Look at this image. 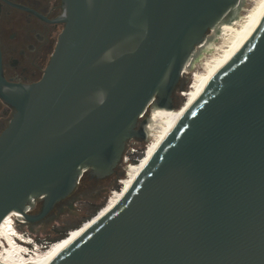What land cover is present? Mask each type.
<instances>
[{"label":"water","instance_id":"water-1","mask_svg":"<svg viewBox=\"0 0 264 264\" xmlns=\"http://www.w3.org/2000/svg\"><path fill=\"white\" fill-rule=\"evenodd\" d=\"M63 3L41 79L2 95L0 223L37 224L85 175L116 173L147 139L149 109L177 107L186 62L239 0ZM50 264H264V10L118 206Z\"/></svg>","mask_w":264,"mask_h":264},{"label":"bare ground","instance_id":"bare-ground-1","mask_svg":"<svg viewBox=\"0 0 264 264\" xmlns=\"http://www.w3.org/2000/svg\"><path fill=\"white\" fill-rule=\"evenodd\" d=\"M243 1L239 0L233 13L211 30V34L196 47L186 62L183 73L187 74L195 65L194 63L203 58L204 54L209 55V58L207 57L203 62L199 61L201 72L193 73V82L191 81L192 84L185 93V102L182 106L177 110L151 107V116L145 126L147 139H150L151 146L143 160L127 164L125 178L121 180V188L110 194L98 214L80 229L68 234L66 239L48 245V247H42L17 230L16 223H25V221L21 215L11 212L0 223V264H50L73 239L102 221L118 206L184 111L197 99L211 77L233 57L264 10V0H253L247 14L239 15L238 10L241 8L240 5H243ZM225 35L226 38L221 42V47L219 46L220 48L216 50L215 41ZM35 203L36 201L32 204ZM28 209H30L29 206Z\"/></svg>","mask_w":264,"mask_h":264},{"label":"flooded vegetation","instance_id":"flooded-vegetation-1","mask_svg":"<svg viewBox=\"0 0 264 264\" xmlns=\"http://www.w3.org/2000/svg\"><path fill=\"white\" fill-rule=\"evenodd\" d=\"M64 12L63 0H0V134L13 114L2 99L7 85L41 79L64 27ZM39 208L36 201L33 213Z\"/></svg>","mask_w":264,"mask_h":264},{"label":"rangeland","instance_id":"rangeland-1","mask_svg":"<svg viewBox=\"0 0 264 264\" xmlns=\"http://www.w3.org/2000/svg\"><path fill=\"white\" fill-rule=\"evenodd\" d=\"M244 1H243V5L241 4L240 5L241 8L238 10L239 15L247 14L248 9L250 8V4H252L253 0H244ZM211 32H209L208 35H210ZM225 38L226 35L220 37L215 41V45L217 47L216 50H218V48L221 47L222 44L221 42ZM207 57L209 58V55L206 56V54H204L203 58L200 59L201 62H203ZM198 62L194 63L195 65L192 67L193 69L192 68L190 69L191 72L188 71L189 74L183 73V78L181 79L177 87L176 94L174 96V102H176L177 107H175L173 110H177V108L182 106V104L185 102V93L189 90L190 84H192L193 82V78H192L193 73L196 74V72L197 73L201 72L200 62L199 63ZM149 114L151 116V108L149 109ZM149 141L150 139H146L143 142H137L135 140H131L128 143L129 146L126 148V150H129L130 148L133 147L138 150L139 156L142 152L143 153L142 156L140 157L137 155L136 158L135 157L131 158L130 161L127 163H124L122 161L118 168V170L120 171L119 173L120 175L116 177L117 179L112 178L111 180L103 184L102 187H99L96 190L94 188L85 185L79 192L75 193L70 198L65 200L58 208H56V210H54L43 221L33 225L17 222L15 225L17 230L26 237H29L34 243L38 244L39 246L48 247V245L53 244L50 243V241L60 236V234H62L64 230L68 229V232H66V234L68 235L71 232L76 231V230L70 231L69 229L70 227L76 226L80 223L82 227L85 224V223L82 224L83 217L87 216V214L90 211V208L95 206L101 207L114 190H119L121 188V180L125 178V170L127 164H134L137 163L138 161H141L139 159H142L146 155L148 149L151 146V143ZM129 155L130 153L128 152L127 156L129 157ZM117 185H119L118 189H116ZM93 218L89 219L88 222H90ZM55 243L57 242H54V244Z\"/></svg>","mask_w":264,"mask_h":264},{"label":"trees","instance_id":"trees-1","mask_svg":"<svg viewBox=\"0 0 264 264\" xmlns=\"http://www.w3.org/2000/svg\"><path fill=\"white\" fill-rule=\"evenodd\" d=\"M174 105L177 106L176 102H174ZM142 153H143V152H142ZM142 153L140 154V156H142ZM137 155H138V152H137L133 157L136 158ZM138 156H139V155H138ZM140 156H139V157H140ZM133 157H132V158H133ZM144 158H145V156H144L142 159H139V160H143ZM135 162H136V161H135ZM119 173H120V171L117 170L116 173H114L113 175H111L110 177H108V178H106V179H104V180H94V179H91L88 175H85V176L81 179V181H80L79 185L77 186L76 190H75V191H74V192H73L68 198H70V197H71L72 195H74L75 193L79 192V191H80L85 185L88 186V187L94 188V189L96 190V189H98L99 187H102L103 184H105L106 182H108V181L111 180L112 178H116V177H118V176L120 175ZM116 179H117V178H116ZM116 179H115V180H116ZM118 188H119V185L116 186V189H118ZM68 198H67V199H68ZM67 199H65V200H67ZM65 200H64V201H65ZM64 201H63V202H64ZM63 202L59 203V204L55 207L54 210H56V208H58ZM103 205H104V204H103ZM103 205H102L101 207H100V206L91 207L89 213L87 214V216L83 217V222H82V224L88 222L89 219L93 218L96 214H98L99 209H101V208L103 207ZM85 219H86V221H85ZM80 228H81V223L78 224V225H76V226H72V227H70L69 229H70V231H71V230H78V229H80ZM66 232H68V229L64 230V231L62 232V234H60V236H58V237H56L55 239H53L52 241H50V243L59 242V241L65 239V238L68 236V235L66 234Z\"/></svg>","mask_w":264,"mask_h":264},{"label":"built area","instance_id":"built-area-1","mask_svg":"<svg viewBox=\"0 0 264 264\" xmlns=\"http://www.w3.org/2000/svg\"><path fill=\"white\" fill-rule=\"evenodd\" d=\"M129 145H127V147H128ZM129 149V148H128ZM130 153V155H129V157L127 156V153ZM138 152V150L137 149H135V148H130L129 150H126V152H125V154H124V156H123V159H122V161L124 162V163H127V162H129L130 161V159L136 154ZM138 160V159H137Z\"/></svg>","mask_w":264,"mask_h":264}]
</instances>
